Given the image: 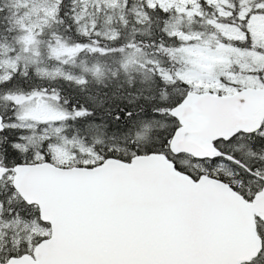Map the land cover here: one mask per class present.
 Wrapping results in <instances>:
<instances>
[{
    "label": "snow or ice",
    "instance_id": "1",
    "mask_svg": "<svg viewBox=\"0 0 264 264\" xmlns=\"http://www.w3.org/2000/svg\"><path fill=\"white\" fill-rule=\"evenodd\" d=\"M0 264H264V0H0Z\"/></svg>",
    "mask_w": 264,
    "mask_h": 264
}]
</instances>
